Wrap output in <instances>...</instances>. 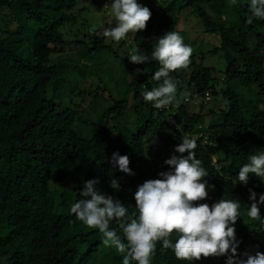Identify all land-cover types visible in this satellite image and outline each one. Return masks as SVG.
<instances>
[{"label": "trees", "instance_id": "1", "mask_svg": "<svg viewBox=\"0 0 264 264\" xmlns=\"http://www.w3.org/2000/svg\"><path fill=\"white\" fill-rule=\"evenodd\" d=\"M141 1L152 13L146 29L117 43L90 29L66 37L62 27L76 20L77 0H0V11L11 18L0 15V264H122L126 253L104 246L99 229L77 220L70 208L81 199L84 183L98 178L101 193L138 216V186L170 170L165 161L179 155L174 150L183 136L197 139L196 157L208 172L209 195L198 203L238 202L237 253H264V180L255 174L247 185L238 180L250 155L264 151V19L247 23L250 0ZM185 10L220 44L192 51L188 68L170 73L176 101L156 109L142 93L161 83L152 79L159 63L133 64L128 56L136 49L150 56L158 37L184 33ZM68 52L79 59L69 61ZM103 53L111 62L96 60ZM218 54L226 61L223 69L206 65L208 55ZM75 70L97 78L98 86L82 92L72 86ZM218 73L226 89L218 90ZM77 89L82 101L69 105ZM207 89L224 97L225 107L210 109L202 102L198 111L190 110L185 97L203 96ZM158 136L162 143L151 155L148 146ZM117 152L129 157L134 176L113 163ZM251 192L261 215L255 221L247 215ZM109 227L123 238L116 221ZM170 239L175 242L177 234ZM226 261L227 256L178 260L162 241L151 257V264Z\"/></svg>", "mask_w": 264, "mask_h": 264}, {"label": "clouds", "instance_id": "2", "mask_svg": "<svg viewBox=\"0 0 264 264\" xmlns=\"http://www.w3.org/2000/svg\"><path fill=\"white\" fill-rule=\"evenodd\" d=\"M230 2L235 3L236 0ZM104 7L109 8V15L115 18L116 23L114 27L105 29L103 36L117 43L130 32L145 30L152 16L151 10L138 0H112ZM250 11L248 24H252L254 18L264 19V0H250ZM90 31L95 32V28ZM192 51L178 32L169 31L157 38L150 56L139 49L129 54L133 64L156 61L160 65L152 79L161 83L142 93L146 102L153 103L156 109H163L176 101L177 85L170 73L187 69ZM212 97V89H207L203 96L185 97V103L188 106L202 101L210 103ZM196 148V138L183 136L182 142L174 150L179 155L174 154L165 161L170 170L160 172V179L147 180L138 186L134 197L138 216L129 215L128 207L122 202L101 193L97 188L98 178L84 183L79 193L81 199L71 206V214L89 228L99 229L104 246L126 253L122 264H130L131 261L151 264V257L160 241L163 249H172L178 260L198 261L201 258L227 256L226 264H264L262 252H244V258L237 253L239 242L234 225L240 217L238 202L221 198L211 206L198 203L208 198L209 185L205 179L208 172L201 167ZM112 160L121 172L135 175L129 167L127 155L113 153ZM249 174L264 180V151L250 155L249 162L240 167L239 182L247 185ZM111 184L119 188L118 181L113 180ZM211 188L214 189L215 185H211ZM250 199L253 203L247 215L253 221L259 220L261 215L255 192H251ZM259 204H264V194L260 195ZM111 221L119 224L123 238L116 230H110ZM174 232L177 234L175 242L170 239Z\"/></svg>", "mask_w": 264, "mask_h": 264}, {"label": "rangeland", "instance_id": "3", "mask_svg": "<svg viewBox=\"0 0 264 264\" xmlns=\"http://www.w3.org/2000/svg\"><path fill=\"white\" fill-rule=\"evenodd\" d=\"M160 2H163L164 0H159ZM112 0H77V6L73 10V12L77 15L76 20L72 23L66 24L64 27H62V31L65 33L66 37L73 39L77 36H80L83 32H88V29L95 28L97 32L102 33L105 29H110L115 26V18L109 15V8L104 7L106 3H111ZM144 1L138 0V3L143 4ZM183 16L181 24L183 26L184 33L181 34V37L183 38V41L186 45L190 46L193 51L196 50H202L207 51L209 49H212L213 46L220 44V37L217 34L209 35L207 34L202 26L199 24V21L195 19V17L192 15L187 18L188 13L187 10L183 11ZM0 15L4 19V21H10V16L6 11H0ZM105 25H108L105 27ZM82 32V33H81ZM134 33L127 34L126 37L132 38ZM127 39V38H125ZM124 39L121 40L119 43H123ZM124 48V47H123ZM79 54L77 52H68V55H66V59L70 60H78ZM102 57H106L105 59H102ZM109 58V55H106L103 53V55L99 58H96V60L99 63L107 62ZM103 61V62H101ZM111 62V60H110ZM83 64V60L81 62ZM111 67L116 68L115 64L112 62ZM206 65H212L216 67L217 69H223L222 67H225L226 61L225 59L220 55H208L206 59ZM214 77H217V80H219V86L218 90L222 88H227L226 80L221 79L222 74H214ZM72 86L75 88H80L81 92L85 91L86 89H89L92 87L95 89L98 86L97 78H94L91 74H88V77L78 73V71L73 72L68 80ZM113 85V84H112ZM113 87V86H112ZM75 90L74 92L70 93V97L67 98V103L69 105H72L73 103L70 102L71 100L73 102L79 103L82 101V97L79 94V90ZM212 102L209 103L208 108L210 109H220L222 107H225V99L222 96H214L212 97ZM84 106H87L90 102L89 98L87 97V100L84 101ZM203 102V101H202ZM200 104H191L189 106L190 110L198 111ZM206 105V106H207ZM208 110H205V112ZM165 128L164 125H162V128ZM162 143V138L160 136L156 137V139L153 141L152 144L148 146L150 149V154L155 155L156 151L159 149L160 145Z\"/></svg>", "mask_w": 264, "mask_h": 264}, {"label": "built area", "instance_id": "4", "mask_svg": "<svg viewBox=\"0 0 264 264\" xmlns=\"http://www.w3.org/2000/svg\"><path fill=\"white\" fill-rule=\"evenodd\" d=\"M207 98L209 99V93H207Z\"/></svg>", "mask_w": 264, "mask_h": 264}]
</instances>
